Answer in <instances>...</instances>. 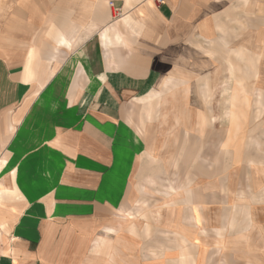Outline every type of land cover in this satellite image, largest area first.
<instances>
[{
	"label": "crops",
	"instance_id": "1",
	"mask_svg": "<svg viewBox=\"0 0 264 264\" xmlns=\"http://www.w3.org/2000/svg\"><path fill=\"white\" fill-rule=\"evenodd\" d=\"M12 1L0 264H264V0Z\"/></svg>",
	"mask_w": 264,
	"mask_h": 264
},
{
	"label": "rangeland",
	"instance_id": "2",
	"mask_svg": "<svg viewBox=\"0 0 264 264\" xmlns=\"http://www.w3.org/2000/svg\"><path fill=\"white\" fill-rule=\"evenodd\" d=\"M21 7V3L19 1H12V0H0V25H2L4 23V21L6 20V17L8 15L9 11L12 10H17ZM65 28H64V32H60L59 34H56L54 36L55 39V44L57 45H61V44H66L68 45L70 42V38H71V31L74 30L71 27V23H67L65 21ZM101 36L103 38H105V36L103 34H101ZM27 69V74L25 76V79L28 80L30 78L35 77V70L34 67L31 66H26ZM160 85H163V91H157L154 93H151L150 95L137 99L135 103H139L141 105V114L139 115V120H137L136 122L142 126V128L144 127V122L148 121L152 118L153 121H155V118L159 117L160 113H158V108L157 105L160 103L159 99H161V95L162 93H165L167 91L170 90V88H174L176 86V84L172 81H167V80H163L161 82ZM156 96H159V98H156ZM156 101V111H155V106L153 105V101ZM234 101H236V99L232 98L231 99V106L234 103ZM233 108H231L229 110V113L226 114L228 120L230 121V124L232 125H238V121L240 118L243 117L242 114H237L235 113V110H232ZM264 117V115H263ZM130 212H127V216H130ZM193 259H192V263H193Z\"/></svg>",
	"mask_w": 264,
	"mask_h": 264
},
{
	"label": "built area",
	"instance_id": "3",
	"mask_svg": "<svg viewBox=\"0 0 264 264\" xmlns=\"http://www.w3.org/2000/svg\"><path fill=\"white\" fill-rule=\"evenodd\" d=\"M156 1L158 4H161L163 2V0H154Z\"/></svg>",
	"mask_w": 264,
	"mask_h": 264
},
{
	"label": "bare ground",
	"instance_id": "4",
	"mask_svg": "<svg viewBox=\"0 0 264 264\" xmlns=\"http://www.w3.org/2000/svg\"><path fill=\"white\" fill-rule=\"evenodd\" d=\"M96 247V246H95ZM103 247V246H102Z\"/></svg>",
	"mask_w": 264,
	"mask_h": 264
}]
</instances>
